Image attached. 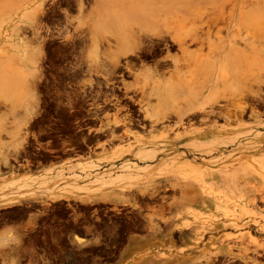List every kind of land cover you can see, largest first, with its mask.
Listing matches in <instances>:
<instances>
[{"label":"flooded vegetation","instance_id":"flooded-vegetation-1","mask_svg":"<svg viewBox=\"0 0 264 264\" xmlns=\"http://www.w3.org/2000/svg\"><path fill=\"white\" fill-rule=\"evenodd\" d=\"M50 3L51 6L46 7L45 22L42 23H50L51 27L63 29L71 34L73 39L66 37L56 40V43L63 46L61 54L55 58L49 57L48 61L40 66L39 76L32 82L30 110H0V116H6L3 126L0 127V264H116L147 249L182 246L187 242L184 240L187 234L181 235L177 229L171 231L159 224L156 232L148 233L151 229L146 216L151 213L173 212L175 206L172 199L179 198L182 193L179 190L178 194H174L175 189L168 179L157 180L159 182L154 185V191H125L122 195L114 191L106 192V199L102 198V193L86 196L83 191L67 187L61 191L47 190L44 185L38 187L39 189H34L37 185L19 187L23 185L22 180L26 177L36 178L41 183H53L62 178L60 186L66 183L73 186L84 185V180L73 182L72 175H81L80 170L76 168L77 164L85 163L87 157L100 150L101 142L109 134V131L103 128L106 118L112 119L115 116L123 119V122L115 125L116 127L125 125L138 132L143 128L148 129L149 123L141 107L144 98L139 91H135L139 87L134 86L136 82L133 80V74L147 69L161 74L162 71L172 69L173 64L170 62L171 58L166 57L167 54L176 58L182 57L179 55L180 50L174 45L166 46L163 42L156 43V39H152L155 47L159 45L157 49L149 42L148 47L135 54H129L126 60L118 62L116 66L101 62L90 64L85 60L89 45L88 34L73 33L68 21L79 9L84 14L89 12L94 0H51ZM201 17L204 19L200 18L199 23H195L197 32H202L197 33L199 45L197 41L196 46L195 43L189 46V50L194 46L189 61L191 64H186L182 58L178 59L180 76L185 74L188 79H195H191V82H196L194 90L198 93L199 102H202L209 92L215 91L216 96L215 93L226 87L225 91L228 93H225L228 95L240 90H243L244 95L242 98L241 91V94L236 93V97L232 94L234 98L229 95L233 98L231 100H228L230 97L227 98V94L225 98L218 96L216 102L221 104L205 106L210 109L205 110L204 116L197 119H220L229 122L228 116L232 110L229 104L235 100L243 103L245 109L242 110L244 112L240 111L241 116L238 114L239 110L233 109V117L242 123L255 120L260 125L254 130L264 134V48H251L246 51L245 47L236 45L233 49L229 46L228 17L213 23L208 22L213 17L211 14L208 16L207 13ZM208 23L212 26L209 29L206 25ZM203 26L205 32L202 30ZM209 32L212 35L209 36ZM203 35L205 39L201 38ZM238 43L240 44V41L235 42ZM236 47L240 48L237 50ZM248 50L252 52L249 53ZM233 52L236 55H233ZM255 52L256 56L253 55ZM200 57L206 62L199 61ZM237 63L244 66V69L240 65L236 68ZM195 64L200 65L197 67ZM103 69L106 78L100 75V72L103 74ZM192 69H196L194 71L198 73H194L197 76L193 74ZM198 69L204 74L207 71L205 79ZM201 75L204 80H200ZM225 78L229 80L225 81ZM230 86L234 90L230 91ZM239 86L242 89L236 91ZM247 90L249 91L246 92ZM223 104L229 110H226ZM254 182L264 186V178L255 177ZM249 197L261 198L264 194L255 193ZM119 198L126 199L125 203L118 202ZM168 234L172 235L171 238ZM256 238L255 245L248 249V253L235 257L212 256L206 260V264H264V229L256 231ZM181 258V255L173 254V258L165 262L177 264L182 261ZM184 262L187 261L184 259Z\"/></svg>","mask_w":264,"mask_h":264},{"label":"rangeland","instance_id":"rangeland-1","mask_svg":"<svg viewBox=\"0 0 264 264\" xmlns=\"http://www.w3.org/2000/svg\"><path fill=\"white\" fill-rule=\"evenodd\" d=\"M147 1V3L162 5L166 3L176 5L181 2L180 0ZM50 2L51 0H45L42 3L44 13L38 17L40 21L37 19L34 25H37L39 35L35 39L30 18V12L34 7L33 0H0V72L12 77L17 92V95L9 97L14 100L11 106L9 102L7 104V97L0 95V99L6 101L4 105L0 104V110H30L32 82L39 76L40 66L47 62L49 57L55 58L61 54L63 46L61 43H56V40L66 37L73 39L72 35L63 29L51 27L50 23L47 25L42 23L45 22L46 7L51 6ZM218 2L223 6L220 20L226 16L229 21V46H236L235 42L240 41L239 45L243 47L245 45L246 49L248 46L250 49L264 48V41L253 38L254 34H264V0H217L216 3ZM114 4L115 0H94L89 12L84 14L79 9L78 13L68 21L73 33L86 32L88 34L86 62L91 64L110 62L111 53L115 49V40L111 36L119 33L117 27L122 26V19H124L110 14L109 9ZM175 5L172 6L173 11L167 12L164 16L181 14L182 11ZM205 7L209 9L207 5ZM187 8L189 11L185 17L188 19L191 18L193 10L191 6ZM160 16L159 18H163L162 13ZM194 21L197 23L198 19H193L191 22L186 21V27H193ZM132 28L134 30L136 27ZM108 43L111 45L109 46ZM39 45H41V53L38 49ZM128 56L119 57L118 62L126 60ZM52 61L56 60L52 59ZM176 61L175 58L170 59L173 64L172 69L175 64L178 65L179 61ZM165 73L136 71L133 74V80H137L135 84L140 87L139 93L142 91L144 101L141 102V107L149 125L157 104L161 109L187 106L188 101H185L187 96H184L186 88H193L195 84L190 81L191 79L188 83L182 84L178 78H175L172 80L174 94L169 92L163 94L167 86L163 82L169 81L170 71L166 70ZM230 89L233 88L230 86ZM235 103L238 104V101H233L234 105ZM230 105L231 109L234 107L236 110L232 102ZM12 106L13 109H11ZM206 108L205 110L210 109ZM189 114L183 120V126L174 127L169 131L163 126L173 124V119H175L173 115L168 122L163 120L158 124L151 123L153 127L150 125L148 129L143 128L139 132L125 125L116 127L115 125L123 122L121 118L115 116L112 119L106 118L103 128L109 131V134L101 142L100 150L87 157L85 163L77 164L76 168L80 170L81 175H72L73 182L77 183L78 179L84 180V185L73 186L71 183H66L65 186H60L62 178L53 183L45 181L41 183L36 178L26 177L22 180L23 185L19 187L37 185L34 189H39L38 187L44 185L47 186L45 189L50 191H61L67 187L71 190L83 191L86 196L102 193V198H104V193L113 191L120 195L125 191H154L156 183L159 182L157 180L168 179L175 189L174 194H178L179 190L182 193L179 194V198L172 199L173 206H175L173 212L151 213L146 216L151 229L148 233L156 232L160 224L171 231L177 229L181 235L187 234L184 238L187 242L179 247L147 249L141 254L130 256L126 258V261L116 264H168L165 260L173 258V254L182 257V261L177 264H206V260L212 256L216 258L224 255L235 257L248 253V249L256 243V231L264 229V197H249L255 193L264 194V186H259L254 182L255 177L264 178V134L254 130L260 124L255 120L242 123L235 118L230 119L235 123L233 121L227 123L220 119L210 122L196 120L199 116L203 117L204 113L200 115L198 113L196 116L193 113V115ZM2 117L4 118L0 119V127L3 126V120H6V116ZM195 127L202 132L197 133ZM188 128L191 129L188 131ZM205 129L207 132H204ZM180 132L182 134L180 139H175L176 134ZM199 133L203 135L196 136ZM175 140L179 142L170 143ZM140 152L155 154V157L140 160L136 156ZM124 200L126 199L119 198L118 202L123 203ZM169 210L172 209L169 208ZM171 236L168 234V237L171 238ZM250 237L253 239L251 240ZM184 259L187 262H184Z\"/></svg>","mask_w":264,"mask_h":264},{"label":"bare ground","instance_id":"bare-ground-1","mask_svg":"<svg viewBox=\"0 0 264 264\" xmlns=\"http://www.w3.org/2000/svg\"><path fill=\"white\" fill-rule=\"evenodd\" d=\"M45 0H33V3H34V7H33V9H32V11L30 12V15H31V25H32V29H34V37L33 38H35V39H37L38 37H39V35H38V29H36L37 27V25L36 26H34L35 24H36V20L38 19V17H40V15L42 14V13H44L43 12V8H42V3L44 2ZM153 1V0H152ZM158 1V0H157ZM165 1H169V0H165ZM181 2H179L178 4H170V3H166V4H164V5H162V4H151V3H147L148 1L147 0H115V4L109 9L110 10V14L111 15H113V16H117V17H123L124 19H122V26H118L117 27V31H119V33H117L116 34V36H115V34L113 35L112 34V36H111V38H114V40H115V49H114V51H113V49H112V51H110V52H112L111 54H112V56H111V59H109V61L111 62H109L110 64H116V65H118V60H119V57H122V56H127V55H129V54H135L137 51H141V49L142 48H146V47H148V43L150 42H152V39L153 40H155L156 39V43H164L166 46L168 45L169 46V44L170 45H174L176 48H178L180 51L179 52H181V54L179 53V55H181L182 57H180V58H176V57H174V56H169L168 55V57L169 58H175L177 61H178V59L180 60L181 58H182V61H183V59H184V61L185 62H187L186 64H189L190 62V60H191V57H192V50H193V47L194 46H196L197 44L199 45V41H198V37L199 36H197L199 33H202L201 31L198 33L197 32V29H196V25H194L193 27H186V25H185V22L186 21H188V20H190V22H191V20H193V19H198V20H200V18L202 19L203 17H201L202 15L204 16L205 14H207L208 13V16H209V14H214L213 15V17L210 19V21L208 20V22H211L212 21V23H213V21H216V20H219V21H221L220 20V18L219 17H221L222 16V14H223V12H222V7L223 6H221V4H220V2H218V3H216V1L217 0H180ZM191 1L193 2V3H191ZM234 1V0H233ZM79 3V2H78ZM154 3V2H153ZM81 4V3H80ZM110 4V3H109ZM79 5V4H78ZM174 5H175V7H179L180 8V10L182 11V13L181 14H174V15H171V16H164V15H166L167 14V12H169V11H171L172 10V6L174 7ZM205 5H207L208 6V8L209 9H206V7H205ZM187 6H191V8H192V10H193V14L191 15V18H186L185 17V14L189 11V9L187 8ZM224 9V8H223ZM217 10V12H215V11ZM173 11V10H172ZM179 11V10H178ZM109 12V11H108ZM213 12H215V13H213ZM160 13H162V15H163V18H159V16H160ZM171 13V12H170ZM217 13V14H216ZM108 15V17H109V13L107 14ZM161 17V16H160ZM180 17H181V19H180ZM207 17V16H206ZM226 17V16H225ZM208 18H210V17H208ZM219 18V19H218ZM204 19V18H203ZM206 19V18H205ZM225 19V18H224ZM39 20V19H38ZM223 20V19H222ZM40 21V20H39ZM121 21V20H120ZM202 22H203V20H201ZM197 22V21H196ZM205 22V21H204ZM67 23V22H66ZM194 23H195V21H194ZM198 23H199V21H198ZM201 23V22H200ZM207 23V22H206ZM220 23V22H219ZM197 24V23H196ZM68 25V24H67ZM206 25H208L209 27H208V29L210 28V24L208 23V24H206ZM216 25V24H215ZM219 25V24H218ZM108 26H110V24L108 25ZM198 26H200V25H198ZM217 26V25H216ZM132 27H136L137 28V30H136V28L133 30V28ZM205 26H203V28H204ZM207 27V26H206ZM212 27V26H211ZM215 27V26H214ZM215 29V28H214ZM251 29V28H250ZM202 30H204L203 32H205V28L204 29H202ZM207 30V29H206ZM211 31V30H210ZM223 31V30H222ZM221 32V31H220ZM236 32V31H235ZM198 33V34H197ZM255 33V32H254ZM210 32H209V36H210ZM201 35V34H200ZM204 35H205V33H204ZM204 35H203V37H201L202 39H205L204 38ZM212 35V34H211ZM222 35V34H221ZM235 35H237V34H235ZM252 36H253V33L251 34ZM114 36V37H113ZM206 36V35H205ZM208 36V37H209ZM239 36V35H238ZM237 36V37H238ZM249 36H250V34H249ZM252 38V37H251ZM250 38V39H251ZM253 38L255 39H260V40H262V41H264V34L263 35H259V33L257 34V35H255L254 34V36H253ZM217 39H219V37L217 38ZM114 40H113V42H114ZM200 40V39H199ZM209 40V39H208ZM211 40V39H210ZM41 41H42V39H41ZM198 41V42H197ZM213 41V40H212ZM101 42V41H100ZM112 42V41H111ZM195 42H197V44L195 43ZM201 42H202V40H201ZM204 42V41H203ZM206 42V41H205ZM207 42H209V41H207ZM155 43V42H154ZM191 43H195V45L194 46H192L191 48V50H189V46H191L190 44ZM245 43V42H244ZM203 44V43H202ZM208 44V43H207ZM243 44V43H242ZM247 44V43H246ZM106 45H107V42H106ZM108 45L110 46L111 44L110 43H108ZM114 45V44H113ZM150 45V44H149ZM152 45H153V42H152ZM154 45H156V44H154ZM153 45V46H154ZM163 45V44H162ZM200 45H201V43H200ZM209 46H210V44H208ZM236 45H238L239 46V43L238 44H236ZM157 46H159V45H157ZM156 46V47H157ZM161 46V45H160ZM203 46V45H202ZM231 47H233V45H230ZM241 46V45H240ZM247 46V45H246ZM113 47V46H112ZM113 47V48H114ZM155 47V46H154ZM155 47V48H156ZM163 47H165V46H163ZM204 47H205V45H204ZM226 47V46H225ZM243 47V46H242ZM241 47V48H242ZM244 47H245V45H244ZM111 48V47H110ZM150 48V47H149ZM151 48H152V46H151ZM159 48V47H158ZM162 48V47H161ZM160 48V49H161ZM173 48V47H172ZM197 48V47H196ZM202 48V47H201ZM235 47H233V49H234ZM237 48H240V47H236V49ZM245 48H247V47H245ZM38 49H39V51H40V53H41V45H39V47H38ZM153 49V48H152ZM157 49V48H156ZM163 49V48H162ZM164 49H166V48H164ZM167 49H169V48H167ZM178 49H176V50H178ZM198 50H199V48H197ZM205 49V48H204ZM232 49V50H233ZM248 49H250L249 48V46H248ZM253 49V48H252ZM143 50V49H142ZM148 50H150V49H148ZM170 50V49H169ZM208 50H209V52H210V49L208 48ZM231 50V51H232ZM238 50V49H237ZM246 51H247V49H245ZM165 51H167V50H165ZM213 51V50H212ZM249 51V50H248ZM254 51V50H253ZM107 52V51H106ZM110 52H108V53H110ZM197 52V51H196ZM203 53H205L204 51H202ZM208 52V51H207ZM236 52H238V51H236ZM250 52H252L251 50L249 51V53ZM213 53V52H212ZM218 53V52H217ZM228 53H229V51H228ZM234 53V52H233ZM239 53V52H238ZM110 54V55H111ZM195 54V53H194ZM230 54H231V52H230ZM252 54V53H251ZM250 54V55H251ZM256 54V52L255 53H253V55H255ZM203 55V54H202ZM233 55H236L235 53L233 54ZM239 55V54H238ZM178 56V55H177ZM204 56H206V55H204ZM207 56H208V54H207ZM231 56V55H230ZM256 56V55H255ZM110 57V56H109ZM232 57V56H231ZM239 57V56H238ZM240 57H242V55H240ZM239 57V58H240ZM247 57V56H246ZM200 59L201 60H199V61H204V63L206 62L204 59L202 60V58L200 57ZM234 59V58H233ZM243 59V58H242ZM237 60H239V59H237ZM246 60H247V62H248V58H246ZM169 61V60H168ZM176 61V62H177ZM241 61V60H240ZM180 63V62H179ZM184 63V62H183ZM200 63V62H199ZM202 63V62H201ZM203 63V65H205ZM229 63V62H228ZM227 63V64H228ZM234 63V62H233ZM236 63V62H235ZM240 63V62H239ZM239 63H237V67L236 68H239V65L241 64H239ZM91 64V63H90ZM172 64V63H171ZM186 64H184V65H186ZM191 64V63H190ZM189 64V65H190ZM209 64V63H208ZM111 65V66H112ZM115 65V66H116ZM132 65V64H131ZM183 65V64H182ZM196 65V64H195ZM197 65H200V64H197ZM196 65V66H197ZM202 65V64H201ZM243 65H245V64H243ZM115 66H113V67H115ZM162 66V65H161ZM165 66V65H164ZM178 66V65H177ZM176 66V64L174 65V69H172V70H169L170 71V77H168L169 78V81H167V82H163L164 84L166 83V87H165V89H164V91H163V94L165 93V94H167L168 92L170 93V94H174V85H173V83H172V80H175V78H178V81L180 82V83H182V84H186V83H188V80H190V79H188L187 78V75H183V76H180V74H178L179 72H180V69L178 68ZM181 66V64L179 65V67ZM192 66H194L193 64H192ZM195 66V67H196ZM207 67H208V65H206ZM205 66V67H206ZM241 67H243V69H244V66H242V65H240ZM186 67H187V65H186ZM188 67H190V66H188ZM195 67H192V68H195ZM198 67V66H197ZM202 67V66H201ZM201 67H199V68H201ZM206 67V68H207ZM135 68V67H134ZM155 68H156V66H155ZM165 68V67H164ZM167 68V67H166ZM224 68V67H223ZM109 69V68H108ZM113 69V68H112ZM156 69H158V68H156ZM184 69H185V66H184ZM94 70V69H93ZM164 70V69H163ZM183 70V69H182ZM193 71V74L194 75H196L197 73H196V71H194V70H196V69H192ZM200 70V72H202L201 71V69H198V71ZM202 70H204V69H202ZM206 70V69H205ZM222 70V69H221ZM242 70V69H241ZM89 71V70H88ZM99 71V70H98ZM101 71V70H100ZM105 70L103 69L102 70V73L104 72ZM115 71V70H114ZM147 73H153L154 71H150V70H145ZM158 71V70H157ZM166 71V70H165ZM168 71V70H167ZM172 71V72H171ZM227 71V70H226ZM237 71V70H236ZM95 72V71H94ZM109 72V71H108ZM112 72V71H111ZM110 72V73H111ZM161 72V71H160ZM163 72V71H162ZM183 72V71H182ZM196 74H195V73ZM207 72V71H206ZM206 72H205V74H206ZM210 72V71H209ZM208 72V73H209ZM222 71H220V73H221ZM225 72V70L223 71V73ZM110 73H108V74H110ZM142 73H144V72H142ZM165 73V72H164ZM203 73V72H202ZM208 73H207V75H208ZM219 73V74H220ZM228 73V72H227ZM226 73V74H227ZM99 74V73H98ZM104 74L105 73H103V74H101V72H100V75H102V76H104ZM107 74V73H106ZM166 74V73H165ZM199 74H201V73H199ZM204 73H203V78L205 79V75ZM222 74V73H221ZM220 74V76H221V78L223 77V74L221 75ZM229 74V73H228ZM141 75H143V74H141ZM151 75V74H150ZM156 75V74H155ZM154 75V76H155ZM207 75H206V78H207ZM210 75V74H209ZM225 75V74H224ZM101 76V77H102ZM106 76V75H105ZM104 76V78H106ZM144 76V75H143ZM197 76V75H196ZM10 77V78H9ZM146 77V76H145ZM152 77V76H151ZM195 77V76H194ZM160 78V77H159ZM202 78V75H201V79L200 80H202L203 79ZM209 78V77H208ZM229 78H230V76H229ZM229 78H225V81H226V79H228L229 80ZM238 78V77H237ZM103 79V78H102ZM192 79V81H195V79H193V77L191 78ZM197 79V78H196ZM203 79V80H204ZM224 79V78H223ZM239 79V78H238ZM244 79V78H243ZM12 77L11 76H7L6 74H3V73H1L0 72V95H2L3 97H7L6 98V100H7V104H8V102L10 103V106H11V103H13V99H10L9 97L10 96H13V95H17L16 93V90H15V87H16V84H14L13 82H12ZM104 80V79H103ZM140 80V79H139ZM144 80H148V79H144ZM181 80V81H180ZM200 80H199V82H200ZM207 80V79H206ZM250 80V79H249ZM107 81V80H106ZM136 82H137V80H135ZM157 81H158V79H157ZM161 81V80H160ZM191 81V80H190ZM197 81V80H196ZM224 81V82H225ZM240 81H241V79H240ZM240 81H238V83H240ZM154 83H156L155 82V80H154ZM158 83V82H157ZM196 83V82H195ZM197 83H198V81H197ZM200 83H204L203 81L202 82H200ZM243 83V82H242ZM241 83V84H242ZM149 84H151L152 85V83H149ZM241 84H237V85H241ZM136 85V84H135ZM196 85V84H195ZM195 85L194 86H192L193 88H186L187 90H186V95H187V98L185 99V101H188L187 103V106H184L182 103H180V105H183V106H181V107H177V108H166V109H161L160 108V106L157 104V106H156V109H155V113H154V115L151 117V120H150V125H151V123L152 124H158V123H160L161 121H163V120H167V122H168V120H169V118L171 117V115H173L174 117H175V119H173L174 120V122H172L173 124H167V125H165V126H163V128H166V129H168L167 131H169V130H171V129H173L174 127H179V126H181L183 123H184V119L185 118H187V116H188V114L189 113H193V114H195V116L197 115V113H199V115H200V113H205V106H210L211 104H214V103H216L217 104V98H219V97H221V98H225V94H227L228 93V91H225V89H227V87L225 88V89H222V91L220 92V91H218L219 93H215L216 94V96H214V92L213 93H210L209 92V94L206 96V98H204L203 100H202V102H199V101H197V92H195V90H194V87H195ZM243 85V84H242ZM241 85V86H242ZM252 84H250V86H251ZM150 86V85H149ZM148 86V87H149ZM197 86H199L200 87V89H201V86L200 85H198L197 84ZM222 86H223V84H222ZM250 86H248V87H250ZM136 87H137V85H136ZM147 87V86H146ZM232 87V86H231ZM240 87V86H239ZM140 88V87H139ZM139 88L137 89V90H135V91H140L139 90ZM32 89V88H31ZM147 89V88H146ZM145 89V90H146ZM151 89V88H150ZM199 89V90H200ZM219 89V88H218ZM237 89L239 90V88H236V91H237ZM240 89H242L241 87H240ZM247 89V88H246ZM148 90V89H147ZM147 90H146V93H147ZM181 90H183V88H181ZM229 90H230V88H229ZM231 90H234V89H231ZM230 90V91H231ZM257 90V89H256ZM255 90V91H256ZM133 91V90H132ZM135 91H133V93L135 92ZM144 91V90H143ZM150 91V90H149ZM160 91V90H159ZM167 91V92H166ZM205 91V90H204ZM229 91V92H230ZM236 91H234V92H236ZM241 92H242V96L241 95H239V96H241L242 98H243V90H240ZM240 91H237L236 93H238V94H241L240 93ZM249 90H247L246 92H248ZM136 92V93H137ZM142 92V91H141ZM140 92V93H141ZM145 92V91H144ZM162 92V91H161ZM199 92V91H198ZM225 92H227V93H225ZM234 94L233 92H232V94L235 96V95H238V94ZM249 93H253V92H249ZM162 94V93H161ZM230 95V96H233V95ZM257 94V93H256ZM228 95V94H227ZM226 96L227 98L228 97H230V96ZM147 96V95H146ZM201 96V95H200ZM203 96V95H202ZM201 96V97H202ZM219 96V97H218ZM234 96H233V98H234ZM254 96V95H253ZM148 97V96H147ZM236 97V96H235ZM154 98V97H153ZM153 98H151V99H153ZM162 98V97H161ZM190 98V99H189ZM233 98H231L230 97V99H228V100H231V99H233ZM189 99V100H188ZM200 98H198V100H199ZM239 99H240V97H239ZM238 99V100H239ZM167 100V99H166ZM221 100V99H220ZM223 100V99H222ZM146 101V100H145ZM153 101H155L154 99H153ZM224 101H227V100H225L224 99ZM234 102H236L235 100H233ZM233 101H231L232 102V106L234 105L233 104ZM6 101H3V99H0V104L2 103V105H4L3 103H5ZM130 102V101H129ZM133 102V101H132ZM183 102V101H182ZM229 102V101H228ZM227 102V103H228ZM137 103V102H136ZM135 103V104H136ZM150 103V102H149ZM169 103V102H168ZM140 104V103H139ZM138 104V105H139ZM176 104H178V103H176ZM236 105H234L235 106V109H237V110H239V116H241L242 114L240 113V111H242L243 110V108L245 107V105L243 104V103H235ZM14 105V104H13ZM154 105V104H153ZM156 105V104H155ZM165 105V104H164ZM215 105V104H214ZM224 105V104H223ZM226 105H228V104H226ZM230 105V104H229ZM140 106V105H139ZM222 106V105H221ZM248 106V105H247ZM220 107V106H219ZM224 107H226V110L228 109L227 108V106H225L224 105ZM249 107V106H248ZM14 107L12 106L11 107V109H13ZM140 108V107H139ZM230 108H231V105H230ZM206 109H208V108H206ZM225 109V108H224ZM233 109H234V107H233ZM232 109V110H233ZM245 109V108H244ZM212 110H213V107H212ZM229 110V109H228ZM139 111V110H138ZM214 111V110H213ZM220 111V110H219ZM224 111V110H223ZM218 112V111H217ZM233 112V111H232ZM232 112H230V114H229V116H228V114H227V111H226V116H228V120L230 121V119H232V118H234L233 116V113ZM242 112H244V111H242ZM220 113H221V111H220ZM192 114V115H193ZM202 114H201V116H202ZM224 114V113H223ZM235 115H236V112L234 113ZM241 114V115H240ZM204 115V114H203ZM214 115V114H213ZM3 116V115H2ZM2 116H0V119H1V117ZM189 116H190V114H189ZM218 116V115H217ZM237 116V115H236ZM239 116L237 117V118H239ZM173 117V118H174ZM200 117V116H199ZM195 118V117H194ZM208 118V117H207ZM212 118V117H211ZM210 118V119H211ZM224 118V117H223ZM226 118V117H225ZM190 119V118H189ZM189 119H188V121H189ZM240 119V118H239ZM196 120H197V118H196ZM200 120H205L204 118H201ZM235 120H236V118H235ZM152 121V122H151ZM172 121V120H171ZM209 121V120H208ZM225 121V120H224ZM231 121H233L234 123H235V121L234 120H231ZM230 121V122H231ZM239 121V120H238ZM118 122V121H117ZM120 122V121H119ZM211 122V121H210ZM226 122V121H225ZM171 123V122H170ZM188 123V122H187ZM200 123V122H199ZM203 123V122H202ZM205 123V122H204ZM203 123V124H204ZM208 123V122H207ZM228 123V122H227ZM232 123V122H231ZM190 124H191V121H190ZM212 124V123H211ZM2 125V124H1ZM149 125V126H150ZM152 126V125H151ZM155 126V125H154ZM183 126V125H182ZM190 126V125H189ZM153 127V126H152ZM156 127V126H155ZM194 127V126H193ZM196 128V127H195ZM202 128V127H201ZM200 128V129H201ZM205 128V127H204ZM186 129V128H185ZM189 129H191V128H188L187 130L189 131ZM197 130H196V132L198 133V132H202V131H199V129L198 128H196ZM203 129V128H202ZM201 129V130H202ZM184 130V129H183ZM186 130V131H187ZM195 129L193 128V131H194ZM185 131V130H184ZM191 131V130H190ZM192 131V132H193ZM206 131V129L204 130V132ZM171 132V131H170ZM207 132V131H206ZM187 133V132H186ZM195 133V132H194ZM181 132H180V134H176V138L175 139H180V137H181ZM201 135H203V133H199V134H196V136H198V137H200ZM112 136V135H111ZM114 136V135H113ZM172 136V135H171ZM171 136H169V137H171ZM186 137V136H185ZM195 137V136H194ZM176 142H179V141H177V140H175V141H170V143L171 144H175ZM170 149H171V147H170ZM197 150V149H196ZM130 151V150H129ZM136 156H137V158H139L140 160H147V159H152V158H154L155 157V154H153V155H151V154H145V153H137L136 154ZM151 198V197H150ZM149 208V207H148ZM159 208H160V206H159ZM155 211V210H154ZM159 214H160V212H159ZM249 236V235H248ZM251 238V237H250ZM253 238H251V240H252Z\"/></svg>","mask_w":264,"mask_h":264},{"label":"crops","instance_id":"crops-1","mask_svg":"<svg viewBox=\"0 0 264 264\" xmlns=\"http://www.w3.org/2000/svg\"><path fill=\"white\" fill-rule=\"evenodd\" d=\"M187 241V240H186ZM139 253H134V255H138Z\"/></svg>","mask_w":264,"mask_h":264}]
</instances>
